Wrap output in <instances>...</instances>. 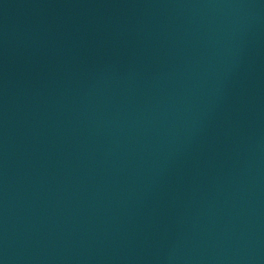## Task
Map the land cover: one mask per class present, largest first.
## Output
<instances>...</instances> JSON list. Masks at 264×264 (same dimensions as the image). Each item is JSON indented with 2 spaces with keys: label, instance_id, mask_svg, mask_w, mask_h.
Here are the masks:
<instances>
[{
  "label": "water",
  "instance_id": "95a60500",
  "mask_svg": "<svg viewBox=\"0 0 264 264\" xmlns=\"http://www.w3.org/2000/svg\"><path fill=\"white\" fill-rule=\"evenodd\" d=\"M0 264H264V0H0Z\"/></svg>",
  "mask_w": 264,
  "mask_h": 264
}]
</instances>
